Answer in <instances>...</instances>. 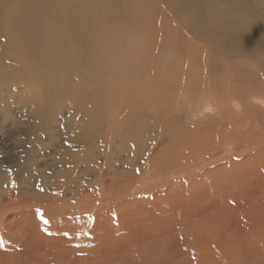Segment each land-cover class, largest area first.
<instances>
[{"label":"rangeland","instance_id":"374dc122","mask_svg":"<svg viewBox=\"0 0 264 264\" xmlns=\"http://www.w3.org/2000/svg\"><path fill=\"white\" fill-rule=\"evenodd\" d=\"M8 83L0 88V180L9 181H0V206L11 209L0 211V264H212L214 257L228 264L222 255L230 264H264V103L236 111L226 99L221 114L231 122L210 116L204 123L195 86L204 83L191 85L195 97L181 104L179 83L169 103L156 97L157 117L179 144L166 150L155 133L135 155L103 126L88 148L80 116L64 111L42 138L44 119L31 126L14 101L21 85ZM46 196L55 205L37 209ZM9 218L15 231L7 236ZM21 225L35 241L18 236Z\"/></svg>","mask_w":264,"mask_h":264},{"label":"bare ground","instance_id":"6f19581e","mask_svg":"<svg viewBox=\"0 0 264 264\" xmlns=\"http://www.w3.org/2000/svg\"><path fill=\"white\" fill-rule=\"evenodd\" d=\"M2 66L7 70L0 69V88L21 85L14 101L22 102L20 112L31 126L44 119L42 138L52 135L50 125L64 111L72 120L80 116L77 127L88 148L103 126L135 155L155 133V142L166 139L171 150L179 137L169 135L170 125L157 117V93L169 103L180 83L177 101L188 103L197 92L191 85L204 83L195 85L196 116L204 123L213 116L222 124L230 121L221 114L226 99L236 111L242 105L253 110L251 101L264 103V0H0ZM46 197L47 204L33 206H54L55 198ZM5 208L11 209L4 205L0 211ZM15 221L7 219V236ZM16 232L23 241H35L27 225ZM12 236L13 242L22 239Z\"/></svg>","mask_w":264,"mask_h":264}]
</instances>
